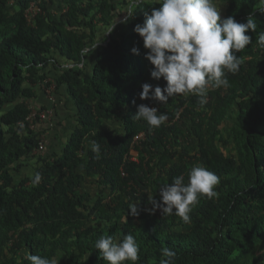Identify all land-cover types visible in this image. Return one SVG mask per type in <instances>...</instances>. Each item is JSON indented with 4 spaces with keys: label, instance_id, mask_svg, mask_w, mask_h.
<instances>
[{
    "label": "trees",
    "instance_id": "trees-1",
    "mask_svg": "<svg viewBox=\"0 0 264 264\" xmlns=\"http://www.w3.org/2000/svg\"><path fill=\"white\" fill-rule=\"evenodd\" d=\"M12 1L0 0V264H30L29 253L108 264L94 242L128 233L139 245L135 264H159L166 246L177 254L173 264H264V0L220 5L221 18L246 22L251 14L257 28L237 53L239 71L227 73L229 87H209L203 104L190 93L166 104L139 97L144 83L166 84L151 78L134 31L158 0H140L126 24L119 21L130 0ZM32 3L41 12L29 22ZM70 103L76 122L59 128L57 109ZM142 103L168 120L150 128L133 119ZM48 109L50 121L35 118L30 127L28 115ZM60 131L59 153L36 152L43 136L50 147ZM132 151L137 161L128 160ZM196 164L219 176L218 195L201 197L190 223L150 212L148 194L160 201V187L179 175L187 182Z\"/></svg>",
    "mask_w": 264,
    "mask_h": 264
},
{
    "label": "clouds",
    "instance_id": "clouds-1",
    "mask_svg": "<svg viewBox=\"0 0 264 264\" xmlns=\"http://www.w3.org/2000/svg\"><path fill=\"white\" fill-rule=\"evenodd\" d=\"M140 0H130L128 10L120 23L126 24L134 15V6ZM225 0H158V8L145 13L143 23L136 24L134 31L142 38L143 47L147 49L145 59L153 69L151 78L163 80L165 86L144 83L139 94L141 100L154 99L166 104L169 98L177 95L193 94L205 102L209 87L227 88V73H236L242 64L237 53L252 42L246 34L257 28L254 17L250 14L246 22H237L233 16L221 18L220 5ZM113 25L109 29L110 33ZM258 44L264 47V32H261ZM96 45V44H95ZM95 47V46H94ZM139 54L138 49H131ZM135 120L144 121L150 128H158L168 120L166 112L158 111L157 107L139 104ZM100 143L90 142L93 153L99 157ZM42 176L35 173L33 184H39ZM220 178L202 164L192 166L188 172L187 182L183 175L176 176L171 183L160 187V201L148 194L152 204L150 212L159 209L162 215L178 216L185 223L191 222V212L201 197L211 199L218 193L215 188ZM129 214L136 216L140 209L131 203ZM100 258L108 264H124L139 260V245L132 234L124 235L121 240L111 235H101L95 242ZM176 252L169 247L162 249L163 258L159 264H173ZM30 264H58L55 258L49 259L40 255L27 254ZM87 259V257H86Z\"/></svg>",
    "mask_w": 264,
    "mask_h": 264
},
{
    "label": "built area",
    "instance_id": "built-area-1",
    "mask_svg": "<svg viewBox=\"0 0 264 264\" xmlns=\"http://www.w3.org/2000/svg\"><path fill=\"white\" fill-rule=\"evenodd\" d=\"M9 4H12L13 1L12 0H8ZM40 9L36 6V4L32 3L30 5V7L28 8V10L26 11L25 17L27 19V21L31 22L33 20V18L39 13ZM55 90V84L52 83L50 85V87L47 89V94H48V98L52 101L53 97L51 96V94L53 93V91ZM53 115V110L52 109H48V110H44L42 112H38V111H32L28 117L26 118V120L28 121L30 127H32V121L37 118L40 120H47L50 121V119L52 118ZM143 134L139 133L138 135L135 136L134 140H133V144L137 143L140 139L143 138ZM45 139L44 136L41 138V141L39 143V148L36 150V152H42L44 150V146H45ZM128 160H133V161H137V154L134 153L132 151V156L131 158H129Z\"/></svg>",
    "mask_w": 264,
    "mask_h": 264
},
{
    "label": "crops",
    "instance_id": "crops-1",
    "mask_svg": "<svg viewBox=\"0 0 264 264\" xmlns=\"http://www.w3.org/2000/svg\"><path fill=\"white\" fill-rule=\"evenodd\" d=\"M39 9H40V11H39V13H40L41 12V8H39ZM73 107H74V105L72 103H70L66 107L60 106L57 109L58 112H56V113L58 114L57 115L58 116V120H61V122H62L61 127H59V128H62V129L63 128H69V126H71V124L76 122L75 116H74V108ZM62 125H64V126L62 127ZM65 136H66V134L63 135L61 133V131H60L57 134L56 140L53 141V144L50 147H48V145L46 144V140H47V138H46L45 142H44L45 146H44L43 153L48 152V151H56V152L59 153L61 151V149H60L61 146H63V144H64ZM134 153H136V152H134Z\"/></svg>",
    "mask_w": 264,
    "mask_h": 264
},
{
    "label": "rangeland",
    "instance_id": "rangeland-1",
    "mask_svg": "<svg viewBox=\"0 0 264 264\" xmlns=\"http://www.w3.org/2000/svg\"><path fill=\"white\" fill-rule=\"evenodd\" d=\"M12 4H13V3H12ZM12 4H11V6H12ZM31 170H32V169H27V173H29ZM32 171H33V170H32ZM32 171H31V172H32Z\"/></svg>",
    "mask_w": 264,
    "mask_h": 264
}]
</instances>
